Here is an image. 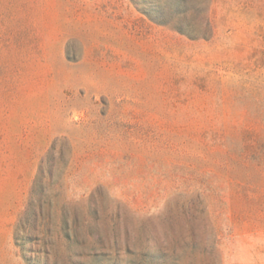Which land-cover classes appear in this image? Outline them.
Listing matches in <instances>:
<instances>
[{"label": "rangeland", "instance_id": "obj_1", "mask_svg": "<svg viewBox=\"0 0 264 264\" xmlns=\"http://www.w3.org/2000/svg\"><path fill=\"white\" fill-rule=\"evenodd\" d=\"M0 264H264V0H0Z\"/></svg>", "mask_w": 264, "mask_h": 264}]
</instances>
